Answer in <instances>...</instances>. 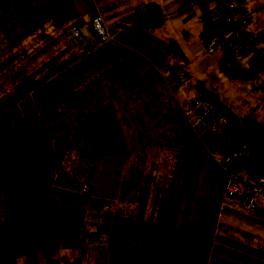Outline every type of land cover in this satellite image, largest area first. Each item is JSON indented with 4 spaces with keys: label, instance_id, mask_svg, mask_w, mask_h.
I'll return each mask as SVG.
<instances>
[{
    "label": "crops",
    "instance_id": "obj_1",
    "mask_svg": "<svg viewBox=\"0 0 264 264\" xmlns=\"http://www.w3.org/2000/svg\"><path fill=\"white\" fill-rule=\"evenodd\" d=\"M95 2L114 37L75 51L61 30L93 0H0V113L15 104L44 127L28 144L31 153L55 143L66 149L50 188L59 241L53 257L82 264H264V249L235 238L238 230L264 239V220L238 205L222 207L225 171L159 70L169 39L181 47V59L198 56L189 40L169 37V0ZM149 2L165 11L160 26H121L135 6ZM174 2L171 11L184 5ZM198 15L202 28L201 9ZM81 183L90 196L80 194ZM16 252L1 264H45L42 253Z\"/></svg>",
    "mask_w": 264,
    "mask_h": 264
},
{
    "label": "trees",
    "instance_id": "obj_2",
    "mask_svg": "<svg viewBox=\"0 0 264 264\" xmlns=\"http://www.w3.org/2000/svg\"><path fill=\"white\" fill-rule=\"evenodd\" d=\"M186 3L178 9L181 14L188 9ZM203 18L205 39L209 31H215L211 24V17L206 6L198 2ZM148 11L143 15L129 14L121 19V26L129 25L135 28L154 29L160 26L165 14L156 2L146 4ZM263 24V23H262ZM254 17L251 29H258ZM212 35V33H209ZM222 37L224 55L220 59V67L224 74L238 81L252 80L264 74L254 63L241 64L235 56L234 45L227 36ZM167 50L178 53L183 51L174 39H169ZM196 90L202 97L208 99L228 120L227 131L222 135L206 133L204 136L210 143L214 153H226L241 139H246L252 148L256 163L249 175L258 179L264 174V124L250 117L240 118L232 109L210 90L203 87L202 82L196 80ZM45 133L44 127L24 117L15 104L10 105L0 113V264L10 259L15 251V239L22 235L29 252H41L45 264H82L81 259L59 262L53 254L59 249L57 212L50 197V188L54 181L57 167L63 160L66 149L55 143L53 149L41 150L35 154L28 149V144ZM222 139H226L223 144ZM54 156V163L48 159ZM18 184L28 191L26 200L35 202L39 215L36 218H23L11 221L2 215L3 195L5 185Z\"/></svg>",
    "mask_w": 264,
    "mask_h": 264
},
{
    "label": "built area",
    "instance_id": "obj_3",
    "mask_svg": "<svg viewBox=\"0 0 264 264\" xmlns=\"http://www.w3.org/2000/svg\"><path fill=\"white\" fill-rule=\"evenodd\" d=\"M95 1L93 0V6L82 16L62 28L61 38L69 49H87L113 39L114 35L104 23ZM199 1L209 11L215 10L219 13L224 22L227 39L234 45L235 56L239 62H252L264 72V50L260 46L264 23L258 29H251L253 11L240 7L236 0H188L187 3L192 6ZM147 11L146 5H137L133 14L143 15ZM212 45L213 42H207L209 53L214 51ZM159 70L165 75L166 84L183 116L198 135H222L227 131V118L196 90V79L183 68L175 51L166 50L163 53V64ZM225 142L226 139L220 141L221 144ZM214 156L226 175L221 197L222 207L238 205L248 214L264 220V174L258 179L249 175L256 163L250 143L241 139L228 152L214 153ZM80 194L85 197L92 194L88 184L81 183ZM235 238L245 247L264 249V239L257 235L237 230Z\"/></svg>",
    "mask_w": 264,
    "mask_h": 264
},
{
    "label": "rangeland",
    "instance_id": "obj_4",
    "mask_svg": "<svg viewBox=\"0 0 264 264\" xmlns=\"http://www.w3.org/2000/svg\"><path fill=\"white\" fill-rule=\"evenodd\" d=\"M181 1L184 4L186 3V0ZM236 1L240 7L253 11L258 24L264 23V0ZM172 8H175V2L169 0V20L166 23L169 26V37L176 40H189L193 44L191 47L195 51V56L198 55L196 58L181 59L183 68L192 78H198L205 89L215 93L240 118L250 117L264 124V74H260L259 77L252 80L238 81L228 78L220 67L219 61L224 55L221 36L225 37L227 35L224 22H222L219 13L215 10L209 11L214 17L212 22L218 26L214 27V32L211 30L207 33H212L211 38L207 41L202 35L204 32L202 15V28L199 27L200 16L198 11L200 6L198 3L189 6L184 11L185 14L184 12L178 14L179 8L171 11ZM162 12L165 11L162 10ZM196 28H199V33L202 32L200 35L197 31L195 32ZM188 33L190 36H187ZM209 41L213 42L212 48L214 51L212 53L208 52L207 42ZM200 42L202 44L201 48H199ZM187 55L189 56V54ZM48 160L51 161L52 159L49 158ZM27 194L28 191L18 184L5 185L2 215L12 221H19L22 218L21 215L35 218V215H33L35 213L38 217V208L34 201L26 200ZM63 228L65 227L61 225V229ZM61 229L59 230L62 234ZM15 244L16 253H20L23 247L25 250L27 248L21 234L16 237Z\"/></svg>",
    "mask_w": 264,
    "mask_h": 264
},
{
    "label": "water",
    "instance_id": "obj_5",
    "mask_svg": "<svg viewBox=\"0 0 264 264\" xmlns=\"http://www.w3.org/2000/svg\"><path fill=\"white\" fill-rule=\"evenodd\" d=\"M207 38H210L211 37V35L210 34H207V36H206Z\"/></svg>",
    "mask_w": 264,
    "mask_h": 264
}]
</instances>
